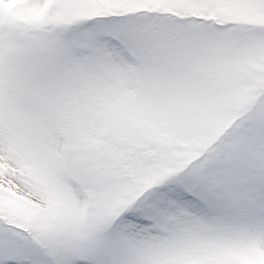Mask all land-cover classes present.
Instances as JSON below:
<instances>
[{
    "label": "snow or ice",
    "instance_id": "1",
    "mask_svg": "<svg viewBox=\"0 0 264 264\" xmlns=\"http://www.w3.org/2000/svg\"><path fill=\"white\" fill-rule=\"evenodd\" d=\"M0 264H264V0H0Z\"/></svg>",
    "mask_w": 264,
    "mask_h": 264
}]
</instances>
